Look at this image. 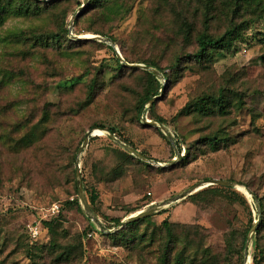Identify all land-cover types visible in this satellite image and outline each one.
I'll return each instance as SVG.
<instances>
[{
    "label": "rangeland",
    "instance_id": "obj_1",
    "mask_svg": "<svg viewBox=\"0 0 264 264\" xmlns=\"http://www.w3.org/2000/svg\"><path fill=\"white\" fill-rule=\"evenodd\" d=\"M42 1L52 4L27 16L11 11L0 24V264H245L247 236L258 220L252 194H264L263 7L235 8L234 0H106L74 21L71 33L80 40L69 36L70 43L63 21L69 29L83 0ZM246 20L254 22L228 54L215 53L209 63L188 58L199 34L216 38ZM86 31L113 37L130 59L150 60L169 76L170 83L157 78L165 88L151 115L148 104L136 113L155 87L145 70L117 69L103 41L110 38ZM219 88L231 105L241 95L244 109L232 106L217 118L189 112ZM148 121L165 127L173 142L178 136L179 159ZM97 125L114 128L119 142L164 167L125 158L98 130L78 155ZM214 134L231 142L213 152L204 140ZM186 149L190 162L183 165ZM77 179L87 201L91 191L98 195L92 219L81 206ZM201 191L196 205L189 197ZM161 203L167 205L125 238L113 235L121 228L111 219L124 221ZM164 220L173 230L170 241ZM260 241L256 250L249 244L246 264H264L258 262L264 232Z\"/></svg>",
    "mask_w": 264,
    "mask_h": 264
},
{
    "label": "trees",
    "instance_id": "obj_2",
    "mask_svg": "<svg viewBox=\"0 0 264 264\" xmlns=\"http://www.w3.org/2000/svg\"><path fill=\"white\" fill-rule=\"evenodd\" d=\"M105 1L106 0H88V2H89L88 6L93 5L94 7H100V6H103V4H105ZM209 1H212V0H209ZM55 2L56 1L54 0V3ZM245 3H251L257 7H263V10H264V0H234L235 8L238 7L240 4H245ZM41 4L47 6L49 4H52V2L42 1V0H28V1L21 0L16 5V3H14V2H11L9 4H3V0H0V24H2V22H3V16H5L6 14H8L11 11L16 12L17 14H22L24 16H27V15H30L31 13L39 12L40 11L39 5H41ZM103 7H105V5ZM87 11H88V9H84V11L81 13V15L76 20H79ZM258 18L262 19L263 14L259 15ZM253 22L254 21H252V20L242 21L237 25L229 27L228 29H226V31L221 36L216 37V38L209 37L205 33L199 34L197 39H196L197 49H196L195 53H193L188 58L193 59L196 62L209 63L212 60V57L215 53L225 52L226 54H228L230 51H232V49H235V47L238 45V42H241V40H244L243 38H244L245 32L247 30H249V28L253 24ZM76 24H77V21L75 22V25ZM64 26H65V23L63 21L62 32L64 33V36L66 37V39H68V41L70 43H74L73 40L69 39V29H68L67 25H66V28ZM186 27H188V26H186ZM91 32L93 34L106 36V37L110 38V40H112L116 45H118L119 46V52H120V54H121V56L125 62H127L129 64H133V63L143 64V65H146L149 67H153L154 69H157L161 73H163V71L160 70L157 67V65L150 60L141 59V58L130 59L126 55L124 46L119 45L118 42L116 41V39H114L113 37H110L106 34L96 32V31H86V33H91ZM72 34H74V35L77 34L75 32V29L72 30ZM54 39L55 40L59 39V36L55 35ZM262 39H263L262 43H264V36ZM37 42L41 43V40L38 39ZM108 49L112 52L113 60L116 64L117 69H120V70L124 69L125 67H123L121 65L119 59H117L112 47L108 46ZM129 70L135 71V69H129ZM142 73H144V75L148 76V78L151 80V82H153L155 84V87L151 92L147 91L146 94L144 95L143 99L140 101L138 107L136 108L137 115H139L140 113L142 114L143 112L146 111L145 105H147V103L152 98L157 97L160 94V91H161L162 86H163L161 83L158 82L157 78L154 75L147 73L145 71H142ZM163 77L165 78L166 81H168V83H170L169 76H167L163 73ZM233 97H234L235 101L231 105L230 96L226 95V91L224 90V88H219L215 94L205 95L204 97L199 98L195 102H193L192 105L189 107V112H194L198 116H202V117H206V118H217V117H223L226 114H228L229 113L228 110H230L233 107L237 110H243L244 109L243 97H241V95H239V94H235ZM154 106H155V103H153V105L148 110V115L152 114V110H153ZM150 119H152V118H150ZM158 120L160 122H162L161 119H158ZM94 128L105 129V127L102 125H97V126L91 127V130ZM107 130L111 134H113L116 138H118V135H117L116 130L114 128H107ZM159 135L163 139H165V137L161 133H159ZM90 139L92 140V138H90ZM173 139H174L175 147H176L178 153L180 154L181 150H182V145L180 143V139L178 138V136H175V135H173ZM165 141L168 143V141L166 139H165ZM121 142H124L125 144L132 146L133 149H136L133 145L129 144L125 140L121 139ZM228 142H231V139L229 137H223V136L219 137L218 134L207 136L204 140V144L208 148H210L213 152L219 150L220 147L223 145L226 146ZM120 153L125 158L132 159L130 154H128L127 152L120 151ZM141 154L146 156L142 152H141ZM189 155H190L189 149H186V155L184 154L181 161H180L183 165L190 162ZM202 192L203 191L191 195L189 197L191 202H193L196 205L200 204L199 197L202 194ZM253 199L257 200L259 205H260L259 224H258L257 230H256L254 237H253V240H252V246L256 250L258 247L262 246L260 238H263V232H264V194L258 196L256 193H253ZM97 200H98V195L96 194V192L91 191L89 193L88 202H89V206L91 208V211H93V212H94V205L96 204ZM238 200H240V203L243 206L248 208L247 201L243 196H239ZM137 211H139V210L133 211L130 214L135 213ZM111 220L113 222V226H116V227L119 226V224L121 223V220L118 218H114ZM144 220H146V218L140 219V220L132 222V223H128L125 226H123L121 229H119L118 231L113 233V235L116 238L117 237L118 238H125V236L128 233H131L132 229H134L139 223H141ZM51 223L52 222H43L42 225L45 228H50V227H52ZM161 225H162V227L165 228V230L167 232V236H168L169 241H170L173 237V235H172L173 230L171 228V224L167 220H164ZM252 225H253V222L250 221L249 228ZM176 227H178V226H176ZM244 238H245V235H244ZM252 259H253V262L257 263V260L255 259V257H253ZM258 262H264V255L262 256V258ZM162 264H166L165 261Z\"/></svg>",
    "mask_w": 264,
    "mask_h": 264
},
{
    "label": "water",
    "instance_id": "obj_3",
    "mask_svg": "<svg viewBox=\"0 0 264 264\" xmlns=\"http://www.w3.org/2000/svg\"><path fill=\"white\" fill-rule=\"evenodd\" d=\"M83 3L85 6L81 7L79 9V11L76 13V15L73 17V20L69 26V36L73 39H76V40H80V38L78 37H75L72 35L71 33V29H72V26L74 24V21L81 15V13L84 11V9L88 6L89 2L88 0H83ZM98 38V37H96ZM94 39V38H92ZM98 39H101V38H98ZM105 42H107L109 44V46L112 47L117 59H119L121 65L123 67H128V68H134V69H141V70H145V71H148L149 73H151L152 75H154L156 78H159L163 81H166L165 78L163 77V75L157 71L156 69H153L149 66H146V65H143V64H129L127 62H125L116 46V44L112 41V40H103ZM165 88V85L162 86V89L160 91V94L157 96V97H154L152 98L147 104H148V108L151 107L153 105V103L162 96V93H163V90ZM143 120H145V117H143ZM146 125L148 126H152L154 127L155 129H158L162 132V134H164L167 139L170 141V143L173 145V147L175 148L176 150V157L179 159V153L175 147V144L172 140V137L170 136H167L166 133H167V130L165 129V127L161 126L160 124L156 123V122H144ZM93 131L94 130H99V131H102L104 132L105 134L108 135V137L112 140V141H115L117 142L122 148L124 151H126L127 153H129L130 155H132L133 157L141 160V161H145V162H149V163H154L156 164L157 166L159 167H164L163 165L161 164H158L154 161H151V160H148L146 159L144 156H142L139 152H137L136 150H134L133 148L119 142L117 140V138L111 134L108 130H105V129H100V128H94L92 129ZM93 131L92 132H88L85 137H84V141H83V144L82 146L80 147L79 151H78V155L82 152V149L84 147L87 146L88 144V141L90 139V137L92 136H95L93 135ZM75 175L76 177H78L79 175V167L77 165V163L75 164ZM209 183L211 185H221V186H233V187H238L239 185L236 184V183H229V182H226V181H221V180H210ZM76 187H77V195H78V198L80 199V203H81V206L86 214V216L88 218H93L92 216V212L90 210V207H89V204H88V201L86 199V196L84 195V192H83V188H82V184L80 182L79 179L76 180ZM193 191V190H191ZM187 192V194H184V195H180L178 198H176V200H173V201H177L179 199H182V198H185V196L189 195V193L191 192ZM252 194V193H251ZM252 197H253V194H252ZM172 202V200H171ZM167 204L166 203H161L160 205H152L151 207H149L148 209L146 210H141V211H138L137 213L131 215L130 217H128L126 220L124 221H121V223L119 224V226H117L118 228H122L123 226H125L126 224L128 223H132V222H135V221H138L140 219H145L151 215H153L154 213H157L161 208L165 207ZM255 205H256V208H257V211H258V220L255 222V224L253 225V227L251 228V230L249 231L248 233V236H247V242H246V245H245V250H244V262L246 263L248 260H247V249L249 247V244L251 243V241L253 240V237H254V234L257 230V227H258V224H259V217H260V205L258 203L257 200H255Z\"/></svg>",
    "mask_w": 264,
    "mask_h": 264
},
{
    "label": "built area",
    "instance_id": "obj_4",
    "mask_svg": "<svg viewBox=\"0 0 264 264\" xmlns=\"http://www.w3.org/2000/svg\"><path fill=\"white\" fill-rule=\"evenodd\" d=\"M33 237H35L38 234L37 228H35L34 230H31Z\"/></svg>",
    "mask_w": 264,
    "mask_h": 264
},
{
    "label": "bare ground",
    "instance_id": "obj_5",
    "mask_svg": "<svg viewBox=\"0 0 264 264\" xmlns=\"http://www.w3.org/2000/svg\"><path fill=\"white\" fill-rule=\"evenodd\" d=\"M99 131V130H98ZM94 132V131H93ZM100 132H102V131H100ZM104 133V132H103ZM100 134H102V133H100ZM246 264V263H245Z\"/></svg>",
    "mask_w": 264,
    "mask_h": 264
}]
</instances>
